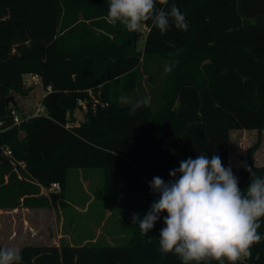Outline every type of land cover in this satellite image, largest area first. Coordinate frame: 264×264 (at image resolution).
<instances>
[{
  "label": "trees",
  "instance_id": "trees-1",
  "mask_svg": "<svg viewBox=\"0 0 264 264\" xmlns=\"http://www.w3.org/2000/svg\"><path fill=\"white\" fill-rule=\"evenodd\" d=\"M173 3L188 30L170 23L162 34L146 22L142 58L126 30L110 42L94 34L108 11L93 1L0 0V118L8 127L0 141L26 166L14 167L0 149V208L64 206L72 167L103 169L105 209H131L141 218L158 198L153 177L173 179L180 161L201 152L231 165L241 190L251 182L247 168L264 177V164L229 160L231 130H264V0H168L166 10ZM170 60L179 63L164 72L151 106L130 116L131 104H121L120 96L141 88V68ZM27 73L42 79L47 114L11 126L6 101L31 92ZM80 101L85 118L72 124ZM53 183L60 190L42 192L41 185ZM166 215L148 234L131 216L124 244L24 245L22 264H181L158 251ZM258 231L264 234V224ZM250 251L237 264H264V240Z\"/></svg>",
  "mask_w": 264,
  "mask_h": 264
},
{
  "label": "clouds",
  "instance_id": "clouds-1",
  "mask_svg": "<svg viewBox=\"0 0 264 264\" xmlns=\"http://www.w3.org/2000/svg\"><path fill=\"white\" fill-rule=\"evenodd\" d=\"M159 3L163 7L158 9L157 0H109L105 19L110 25H123L128 32H142L148 21L162 34L169 30L170 23L188 30L186 16L175 3L170 10H166L168 0ZM178 63L170 60L164 72L171 73ZM119 102L131 104L130 116L151 106L150 97L131 103L122 94ZM247 171L251 182L241 190L239 177L231 165L223 166L219 155L209 158L201 152L195 159L182 160L179 168L170 171L173 179L165 182L155 176L149 182L158 198L142 218L133 213L132 224L148 234L161 213L166 212V226L159 233V252L174 254L181 264H225V259L228 264H237L251 256L255 243L264 240V234L258 231L264 224V177L257 176L250 167ZM22 260L18 246L0 247V264H22Z\"/></svg>",
  "mask_w": 264,
  "mask_h": 264
},
{
  "label": "rangeland",
  "instance_id": "rangeland-1",
  "mask_svg": "<svg viewBox=\"0 0 264 264\" xmlns=\"http://www.w3.org/2000/svg\"><path fill=\"white\" fill-rule=\"evenodd\" d=\"M90 1L95 2L98 10L108 11L109 0ZM106 15L101 16L102 19ZM102 25L105 27H94V34L96 36L100 34L98 38H108L109 42L115 38L120 29L126 30L123 25L114 26L107 21ZM147 32L148 26L145 25L142 32L127 33L131 38V45L136 41L137 49L142 51V58ZM163 76L164 65L161 63L152 64L150 68H141V88L138 87L128 95L130 101L136 102L144 97H150L153 103L155 91L159 89ZM44 92L43 85L37 84L28 95L21 96L16 93L13 97L21 111L33 113L42 108L41 100ZM84 108L85 103L82 102L81 108L74 110L70 121L72 124H79L84 120ZM229 160L233 165L245 164L247 160L256 165H263L264 130H231ZM103 184V169L72 167L68 169L64 206L0 208V245L20 248L27 244L127 243L132 236L129 220L135 211L105 209Z\"/></svg>",
  "mask_w": 264,
  "mask_h": 264
},
{
  "label": "built area",
  "instance_id": "built-area-1",
  "mask_svg": "<svg viewBox=\"0 0 264 264\" xmlns=\"http://www.w3.org/2000/svg\"><path fill=\"white\" fill-rule=\"evenodd\" d=\"M24 84L26 86H34L37 84H42V79L38 74L27 73L24 75ZM50 89H51V87H48V90H50ZM82 102H84V101H80L81 104H82ZM41 105H42V108H39L36 112H33V113H30L28 111H25V112L21 111L19 109L18 105H14V104L9 105L7 115L11 119V126H20L23 122L28 121L32 117H35V116H38L41 114H47V111H46L44 105L42 104V102H41ZM7 128L8 127H5L4 119L0 118V133H2ZM0 149H1L2 155L6 156L9 159L10 163L14 167H17V165H19L20 167L25 169V167H26L25 163L23 161L17 160V158L15 157L13 150L10 147V145L5 144V143L2 144L0 141ZM41 188H42L43 193L48 194V192L51 190H56V191L60 190V184L59 183H53L50 187H45V186L41 185Z\"/></svg>",
  "mask_w": 264,
  "mask_h": 264
},
{
  "label": "water",
  "instance_id": "water-1",
  "mask_svg": "<svg viewBox=\"0 0 264 264\" xmlns=\"http://www.w3.org/2000/svg\"><path fill=\"white\" fill-rule=\"evenodd\" d=\"M10 102H11L12 104H14V102H15V99H14V97H13V96H10V97H8V99H7V101H6L7 105H9V104H10Z\"/></svg>",
  "mask_w": 264,
  "mask_h": 264
},
{
  "label": "crops",
  "instance_id": "crops-1",
  "mask_svg": "<svg viewBox=\"0 0 264 264\" xmlns=\"http://www.w3.org/2000/svg\"><path fill=\"white\" fill-rule=\"evenodd\" d=\"M44 90L46 91V89H45V88H44ZM45 93H46V92H44L43 96L45 95ZM43 96H42V97H43Z\"/></svg>",
  "mask_w": 264,
  "mask_h": 264
}]
</instances>
